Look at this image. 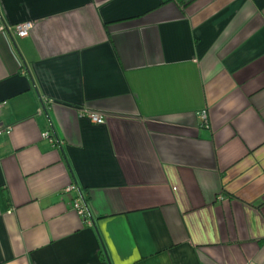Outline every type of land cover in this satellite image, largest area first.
Segmentation results:
<instances>
[{"label": "crops", "instance_id": "crops-1", "mask_svg": "<svg viewBox=\"0 0 264 264\" xmlns=\"http://www.w3.org/2000/svg\"><path fill=\"white\" fill-rule=\"evenodd\" d=\"M0 19V264H264V0H0Z\"/></svg>", "mask_w": 264, "mask_h": 264}, {"label": "built area", "instance_id": "built-area-1", "mask_svg": "<svg viewBox=\"0 0 264 264\" xmlns=\"http://www.w3.org/2000/svg\"><path fill=\"white\" fill-rule=\"evenodd\" d=\"M1 20V19H0ZM32 27V22L31 21H26V22H18L13 25H10L9 27H5L9 32H12L14 35L18 37H25L29 34L30 29ZM0 30L4 31V27L1 25ZM1 105V104H0ZM80 116H84L87 118L89 121L95 124H102L105 120V117L103 114L92 112V111H83L80 112ZM200 119L204 122H206V114L204 112H200L198 114ZM12 130L11 126H1L0 125V135L3 133L9 134ZM44 137L51 139L49 136V133H45ZM52 140V139H51ZM75 186L72 185L70 188H74ZM72 207L73 209L80 215L82 222L84 224H91L92 223V218L90 216L88 206H87V201L85 200L84 196L82 195L81 192L78 193L76 198L72 202Z\"/></svg>", "mask_w": 264, "mask_h": 264}, {"label": "trees", "instance_id": "trees-1", "mask_svg": "<svg viewBox=\"0 0 264 264\" xmlns=\"http://www.w3.org/2000/svg\"><path fill=\"white\" fill-rule=\"evenodd\" d=\"M85 198V197H84ZM85 200H86V198H85Z\"/></svg>", "mask_w": 264, "mask_h": 264}, {"label": "rangeland", "instance_id": "rangeland-1", "mask_svg": "<svg viewBox=\"0 0 264 264\" xmlns=\"http://www.w3.org/2000/svg\"><path fill=\"white\" fill-rule=\"evenodd\" d=\"M95 124V123H94Z\"/></svg>", "mask_w": 264, "mask_h": 264}]
</instances>
